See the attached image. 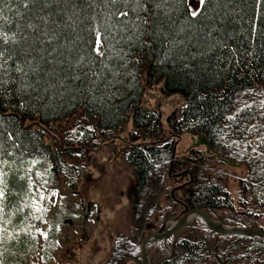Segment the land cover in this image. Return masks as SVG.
Returning <instances> with one entry per match:
<instances>
[{
    "label": "trees",
    "instance_id": "obj_1",
    "mask_svg": "<svg viewBox=\"0 0 264 264\" xmlns=\"http://www.w3.org/2000/svg\"><path fill=\"white\" fill-rule=\"evenodd\" d=\"M91 3L92 0H78L81 11L76 16L79 19L72 16L70 20L69 15L75 11L71 4L51 3L44 9L49 23L40 24L39 28L44 33L55 31L56 43L49 46L43 43L46 36L29 32L27 40L17 46L19 57L31 60V64L24 65L27 76L23 77V82L31 87L20 91L19 80L15 85H0V131L5 135L15 133L17 141L27 150L25 161L45 160L50 163L53 175L61 177L69 152L53 132L64 131L63 125L74 118L77 124L72 125L81 128L90 124L95 131L116 130L129 121L135 130L148 137L147 142L126 149L125 160L136 180V202L149 184L154 163L173 150V141L181 134L203 135L206 151L191 147L182 155L181 163L174 161L171 173L178 177L172 176L173 181L178 184L189 181L188 175L183 173L193 177L196 166L204 160L216 159L209 150L217 141L226 114L244 90L264 83V38L259 33L245 32L249 26L248 16L256 8L254 0H212L207 9L200 6L197 13L203 14L198 18L190 14L187 0H168L167 3L143 0L141 20L136 21L135 15L130 14L129 27L147 20L144 39L148 45L141 46L143 41L139 39L131 47L126 43L119 45V55L111 52V62L100 63L99 58L89 52ZM122 8L119 3L116 5V9ZM39 10L37 4L34 11ZM114 10L96 8L97 13L104 15ZM6 15L11 16V13ZM122 26L116 25L117 28ZM52 47L57 51L48 57L47 52ZM129 51L130 58L126 56ZM80 57L85 63L83 68L78 66L75 74L89 69L91 72L88 77L81 75L79 82L69 81L73 75L71 66ZM46 59H51L52 63H46ZM13 68L14 64L9 61L4 79L16 76ZM92 73H98L95 79ZM146 92L181 98L184 106L180 119L169 115L163 123L160 113L153 114L144 108L142 100ZM163 126L167 128L166 134ZM23 189V182L12 178L10 207ZM177 193L179 198L174 208L180 213L184 208L234 211L235 202L218 183L186 187ZM244 195L243 190L239 202L243 208L246 207ZM261 232L264 233V229ZM24 237L8 245L4 252L8 264H23L27 253ZM53 237L54 232H51L49 239ZM236 240L255 242L258 250L264 252V242L257 238L236 237ZM249 249L254 251L253 247ZM206 251L204 239L182 238L164 264H199ZM69 255H74L73 250Z\"/></svg>",
    "mask_w": 264,
    "mask_h": 264
},
{
    "label": "rangeland",
    "instance_id": "obj_2",
    "mask_svg": "<svg viewBox=\"0 0 264 264\" xmlns=\"http://www.w3.org/2000/svg\"><path fill=\"white\" fill-rule=\"evenodd\" d=\"M187 2L190 14L197 13L199 0ZM142 105L153 114L160 113L164 123L169 115L180 119L184 102L176 96L146 92ZM75 119L63 125L64 131L53 132L69 152L61 177L53 175L50 163L45 160L23 165L26 170L31 169V182L39 191L33 194L27 183L20 181L24 189L14 205L9 206L6 217L11 222L8 231L13 237L11 240L7 234L0 237L3 240L0 252L4 253L11 242L25 236L27 253L23 264H142L140 248L144 238L158 231L166 232L180 216V211L174 208L178 191L172 196L170 192L188 181L178 184L172 178L176 175L168 173L173 150L174 161L181 163L182 155L194 143L192 136L184 133L174 139L173 150L154 163L149 184L135 202L136 180L125 160L126 149L147 142V135L135 130L129 121L116 130L95 131L90 124L81 128L72 125L77 124ZM163 127L166 134L167 128ZM263 134L264 83H259L244 90L228 111L217 141L209 150L216 159L204 160L196 166L194 181L186 186L197 188L218 183L228 193L235 202L233 212L204 210L223 228L264 229V207L258 196L263 184L258 183L261 169L256 163L258 155H264V147L254 148L249 141ZM198 150L205 152L206 148L200 146ZM242 165L252 173L248 175L240 168ZM243 190L245 208L239 205ZM40 196L44 199L39 200ZM34 199L39 202L40 211L32 207ZM18 205L27 206L23 213L16 211ZM51 232L53 239H49ZM182 238L205 240L207 251L199 264H264V252L258 250L257 243L215 234L197 220L185 223L170 238L151 243L146 250L148 264H157L169 252L172 255ZM71 250L73 256L69 255Z\"/></svg>",
    "mask_w": 264,
    "mask_h": 264
},
{
    "label": "snow or ice",
    "instance_id": "obj_3",
    "mask_svg": "<svg viewBox=\"0 0 264 264\" xmlns=\"http://www.w3.org/2000/svg\"><path fill=\"white\" fill-rule=\"evenodd\" d=\"M61 2L66 5L71 4L75 10L69 15V20L72 16H76L77 12L81 11L78 7V0H0V85H15L16 81L19 80L20 91L31 87V84L23 82V77L27 76L24 65L31 64V60L27 58L21 59L18 53H16V48L21 41L27 40L29 32H40L42 36H46L47 38L43 43L49 46L56 43L58 34L55 31L44 33L39 28V25L44 24L47 26L49 23L45 19L47 13L44 12V9L51 3L59 4ZM161 2L167 3L168 0H161ZM118 3L123 5L122 9H116ZM211 3L212 0H199V4L203 6V9H207ZM254 3L256 8L248 16L246 23L249 26L245 29V32L259 33L264 38V0H254ZM37 4L40 5V10L34 11ZM89 7L91 8V15L88 17L91 21L88 25V31L91 34L89 52L94 53L99 58L100 63H103L104 60L111 62V58L109 57V53L111 52H116L119 55L120 52H117V46L119 45L126 43L131 47L137 39L143 41L141 46L148 45L149 42L144 39V36L147 35V20L136 23L134 27H129V23H131L129 21L130 14L135 15L136 21L141 20V15L144 11L143 0H92ZM97 7L115 10L109 11L107 15H104L103 13L96 12ZM233 11H236V9H233ZM41 12H44V14L42 15ZM6 13H11V16L6 15ZM200 14L203 13H191L192 16L197 18ZM66 15H68L67 12ZM76 19H79V16H76ZM117 24H122L123 26L117 28ZM56 51L57 49L52 47L51 51L47 52V56L52 57ZM120 51L122 52L123 49H120ZM131 55L130 51L126 53V56L129 58ZM9 61H12L14 64L12 71L16 76L4 79L3 77L9 71ZM45 62L51 64L52 60L46 59ZM84 63L83 57L77 58L74 61L70 69L73 75L69 77V81L74 79L79 82L81 75L84 77L89 76L91 69L88 72L81 71L79 75L75 74L78 66L83 68ZM97 75L98 73H92V78L95 79ZM26 154L27 150L25 146L23 143L17 141L15 133L5 135L3 131H0V237L7 234L9 240L13 237V233L8 231L12 225L6 217L8 216L9 204L13 198V192L10 190L12 178H15L17 181H25L27 189L33 194L35 191H39L31 182L32 177L29 174L31 169L26 170L23 167L25 163H28L24 160ZM13 165H20V167L14 169ZM43 199V196L39 197V200ZM26 207V205L24 207L18 205L16 211L23 213ZM32 207L36 208L37 211L41 210L39 202L35 199L33 200ZM2 243L3 240L0 239V244ZM0 264H8L3 252H0Z\"/></svg>",
    "mask_w": 264,
    "mask_h": 264
},
{
    "label": "water",
    "instance_id": "obj_4",
    "mask_svg": "<svg viewBox=\"0 0 264 264\" xmlns=\"http://www.w3.org/2000/svg\"><path fill=\"white\" fill-rule=\"evenodd\" d=\"M191 140L194 141L192 144V148H198L200 146L205 147L206 146V141L205 137L203 135H197L195 138L191 137ZM174 150L171 155V165L169 169L168 176L171 174V167L174 162ZM188 175L189 181L186 184L180 185L176 188H174L170 193L171 196L173 195L174 192L179 191L184 189L187 185H190L193 183V177L189 175L188 173H183L182 175ZM180 176V175H179ZM175 177H178L176 175ZM198 215L204 219V224L207 227L208 230L211 232L218 234V235H223V236H235V237H252V238H257L260 241L264 242V233L261 231H257L251 228H238V229H230V228H223L222 226L217 225L213 220H211L204 212L203 209H192L188 210L187 208H184L183 211L180 213V216L174 221L172 226L166 231H158L153 234L147 235L144 240L142 241L141 244V260L142 264H148L147 258H146V250L147 247L153 243L154 241H161V240H166L170 238L174 233L179 231L184 225L186 220L188 219L189 216L191 215ZM171 257V252H169V256L167 258H164L160 260L157 264H164L169 258Z\"/></svg>",
    "mask_w": 264,
    "mask_h": 264
},
{
    "label": "built area",
    "instance_id": "obj_5",
    "mask_svg": "<svg viewBox=\"0 0 264 264\" xmlns=\"http://www.w3.org/2000/svg\"><path fill=\"white\" fill-rule=\"evenodd\" d=\"M253 125H249L248 127H252ZM250 145L254 148H263L264 147V134L252 137L250 140ZM262 159H264L261 156ZM259 203L264 207V190L259 191Z\"/></svg>",
    "mask_w": 264,
    "mask_h": 264
},
{
    "label": "crops",
    "instance_id": "obj_6",
    "mask_svg": "<svg viewBox=\"0 0 264 264\" xmlns=\"http://www.w3.org/2000/svg\"><path fill=\"white\" fill-rule=\"evenodd\" d=\"M261 156L264 158V155L263 154H259L258 155V157L256 158V163H257V165L260 167V169H261V172H260V175L258 176V183L259 184H263V185H261V187H262V189L264 190V159H262L261 158ZM261 159H260V158ZM253 164V163H252ZM243 166V165H242ZM240 168H244V170L245 171H247V174L249 175V174H251L252 172H250L248 169H249V167H247V166H243V167H240ZM243 192V191H242ZM241 193V192H240ZM242 194V193H241ZM240 194V195H241ZM240 197V196H239Z\"/></svg>",
    "mask_w": 264,
    "mask_h": 264
},
{
    "label": "bare ground",
    "instance_id": "obj_7",
    "mask_svg": "<svg viewBox=\"0 0 264 264\" xmlns=\"http://www.w3.org/2000/svg\"><path fill=\"white\" fill-rule=\"evenodd\" d=\"M195 220H197V222L199 221L200 223H204V219L198 215H195V214L189 216L185 223L188 224V222L195 221ZM164 245L168 249V244L165 243Z\"/></svg>",
    "mask_w": 264,
    "mask_h": 264
}]
</instances>
